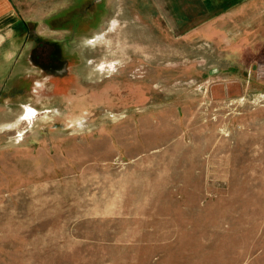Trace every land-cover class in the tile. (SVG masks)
<instances>
[{
    "label": "rangeland",
    "instance_id": "rangeland-1",
    "mask_svg": "<svg viewBox=\"0 0 264 264\" xmlns=\"http://www.w3.org/2000/svg\"><path fill=\"white\" fill-rule=\"evenodd\" d=\"M11 1L0 264H264V10Z\"/></svg>",
    "mask_w": 264,
    "mask_h": 264
},
{
    "label": "crops",
    "instance_id": "crops-1",
    "mask_svg": "<svg viewBox=\"0 0 264 264\" xmlns=\"http://www.w3.org/2000/svg\"><path fill=\"white\" fill-rule=\"evenodd\" d=\"M147 2L155 0H146ZM165 1V0H164ZM170 3L178 1L180 4H186L187 0H168ZM209 10H215L216 13L222 10L225 15L231 18L236 16H249L253 11L262 14L264 10V0H198ZM186 9V7H184ZM255 9V10H254ZM222 13V14H223ZM242 13V14H241ZM244 13V14H243ZM217 15L214 16V18ZM263 16H259L261 18ZM20 24V19L15 18L13 14L12 1L0 0V77L11 73L9 64L12 59V38L16 34ZM15 62L14 66H16Z\"/></svg>",
    "mask_w": 264,
    "mask_h": 264
},
{
    "label": "flooded vegetation",
    "instance_id": "flooded-vegetation-1",
    "mask_svg": "<svg viewBox=\"0 0 264 264\" xmlns=\"http://www.w3.org/2000/svg\"><path fill=\"white\" fill-rule=\"evenodd\" d=\"M24 25V37L23 42L24 47L29 40L35 45V48L31 50L29 54V60L35 63V65L40 69V71L51 78L61 76L67 67V60L61 59V53L58 45L47 44L40 42L37 37L36 32L29 30L25 24ZM48 45V46H47ZM51 47L49 51L45 47ZM23 50V48H22ZM38 87V84L35 85Z\"/></svg>",
    "mask_w": 264,
    "mask_h": 264
}]
</instances>
